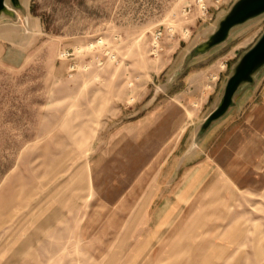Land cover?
<instances>
[{"label":"rangeland","instance_id":"374dc122","mask_svg":"<svg viewBox=\"0 0 264 264\" xmlns=\"http://www.w3.org/2000/svg\"><path fill=\"white\" fill-rule=\"evenodd\" d=\"M204 1L24 0L32 40L0 63V264H264V68L194 142L264 14L187 84L177 47L234 2Z\"/></svg>","mask_w":264,"mask_h":264},{"label":"water","instance_id":"95a60500","mask_svg":"<svg viewBox=\"0 0 264 264\" xmlns=\"http://www.w3.org/2000/svg\"><path fill=\"white\" fill-rule=\"evenodd\" d=\"M264 14V0H234L226 13L215 22L210 32L188 53L186 60L205 55L226 43L231 32ZM18 15L27 19L24 0H0V23L8 18L17 23ZM264 68V30L255 43L245 51L230 68L223 83L219 100L214 109L199 126L194 142L203 138L210 127L227 116L235 97L245 87L252 85L257 74ZM179 74L181 70H178Z\"/></svg>","mask_w":264,"mask_h":264},{"label":"crops","instance_id":"0c3cea01","mask_svg":"<svg viewBox=\"0 0 264 264\" xmlns=\"http://www.w3.org/2000/svg\"><path fill=\"white\" fill-rule=\"evenodd\" d=\"M24 6L27 10V19H25L22 15H18L17 23H11V25H8L11 26L7 27L8 29L5 28L7 25L4 24L5 22H3V20L0 23V63L7 64L8 66H16L21 61V59L25 57V51L22 49L30 44L29 42H31V37L35 31L31 21L32 18L29 14V9L27 8L28 5L24 4ZM9 28H12L11 31ZM18 28H22L21 33L18 31ZM233 31L231 32L226 43L217 48L223 47L228 43L233 35ZM196 37L189 41L188 37L183 39V43L187 42L186 46L179 48L177 47V53L172 59V70H174L173 73L177 70H181L180 76L187 84H190L193 79L203 77L204 74H207L208 71H206V69L209 67V65L214 63L211 60V56L213 54L211 52H213V50L216 48L212 49L205 55L197 56L188 61L186 60L191 49L203 41V39ZM220 247L222 246L219 245V248Z\"/></svg>","mask_w":264,"mask_h":264},{"label":"built area","instance_id":"2783aa9c","mask_svg":"<svg viewBox=\"0 0 264 264\" xmlns=\"http://www.w3.org/2000/svg\"><path fill=\"white\" fill-rule=\"evenodd\" d=\"M224 0H212V6L217 9L219 6L223 4ZM196 6L198 11L202 13V16H206L208 14L209 8L206 7L204 0H196ZM161 34L157 33L154 36L153 40V54L157 55L161 49L158 47V40L160 39Z\"/></svg>","mask_w":264,"mask_h":264}]
</instances>
